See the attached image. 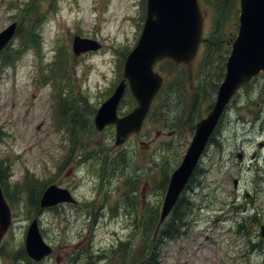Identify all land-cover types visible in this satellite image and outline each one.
Segmentation results:
<instances>
[{
	"label": "rangeland",
	"instance_id": "obj_1",
	"mask_svg": "<svg viewBox=\"0 0 264 264\" xmlns=\"http://www.w3.org/2000/svg\"><path fill=\"white\" fill-rule=\"evenodd\" d=\"M210 1L224 6L206 61H200L201 51L183 68L166 67L168 91L154 103L141 134L115 146L114 128L97 132L93 117L122 72L119 60L123 63L137 43L145 0H36L30 3L37 7L28 28L21 14L27 0H0V31L22 16L29 29L23 40L18 28L0 52V170L12 216L0 241V264L147 260L170 175L184 157L195 124L215 101L214 88L237 35L239 0ZM200 9L203 30L209 31L215 14ZM75 36L95 40L101 48L74 56ZM52 67L58 69L54 81L48 79ZM42 74L46 84L39 85L35 79ZM51 83L60 86L64 99L62 127L56 125ZM134 106L125 95L118 113ZM50 184L68 189L76 204L33 208L34 196ZM245 191L251 206L244 204ZM170 215L152 251L159 254L157 264H264L259 235L264 225V75L229 105ZM33 218L52 249L40 262L24 250ZM175 219H182V236L164 239Z\"/></svg>",
	"mask_w": 264,
	"mask_h": 264
},
{
	"label": "water",
	"instance_id": "obj_2",
	"mask_svg": "<svg viewBox=\"0 0 264 264\" xmlns=\"http://www.w3.org/2000/svg\"><path fill=\"white\" fill-rule=\"evenodd\" d=\"M15 28L16 23H12L0 33V50L11 39ZM201 29L202 18L196 0H181L178 10L168 0H148L145 25L136 47L125 61L124 79L97 111L94 119L96 129L101 131L105 126L114 124L116 145L122 144L130 134L137 133L161 84V78L152 71L153 65L166 58L175 63L191 62L196 55ZM98 48L95 41L88 39L75 37L72 42V50L76 56ZM225 68V75L211 110L196 123L182 162L170 176L157 230L175 206L232 97L252 78L261 71L264 72V0H240L238 34ZM125 79L128 80L137 107L126 117L118 119L116 107L124 93ZM234 185L236 186V180ZM244 197L245 203L251 205L250 195L245 192ZM62 203L74 204L75 200L67 190L50 185L41 196L39 206L49 208ZM10 224V209L0 188V240ZM260 235L264 241V226H260ZM24 249L27 257L35 262L51 253L50 247L40 236L36 219L27 229Z\"/></svg>",
	"mask_w": 264,
	"mask_h": 264
},
{
	"label": "trees",
	"instance_id": "obj_3",
	"mask_svg": "<svg viewBox=\"0 0 264 264\" xmlns=\"http://www.w3.org/2000/svg\"><path fill=\"white\" fill-rule=\"evenodd\" d=\"M203 1H205V2H207L211 7H212V9H213V11H214V14H215V19H214V21H213V26H214V28H213V30L210 32H208L207 33V36H206V39H205V42H204V52H205V56H204V59H203V62L204 61H206V59H207V55H208V51H209V43L211 42L210 40L213 38V36L215 35V33H216V31H217V23H218V20H219V18H218V13L220 14L221 13V19L220 20H223L222 19V7L224 6V5H222V4H220V5H218L217 3L216 4H213L210 0H203ZM216 1V0H215ZM34 2H36V0H27V3H28V6L25 8V10H21V14H24V15H26V19H27V21H26V24H27V26H26V24H25V17H23L22 16V18L20 19V20H23V23L25 24V26H26V28H28L29 26H30V21H29V19L31 18V15L33 14L34 16H35V14H36V12L34 13V9L37 7L36 6V3H35V6H30V3H34ZM223 2L225 3V0H223ZM212 4V5H211ZM218 11V12H217ZM220 11V12H219ZM25 12V13H24ZM34 19V18H33ZM33 19H32V23H33ZM19 29H20V31L22 32V37H23V40H24V32H25V34H28V30L29 29H25V27H24V25L22 24V22L20 23V27H19ZM20 37V36H19ZM20 40L22 41V39H21V37H20ZM36 45V44H35ZM216 47H218V46H216ZM217 49V48H216ZM169 67H171V68H174V66L172 65V64H170L169 65ZM218 78H220V73H219V75H218ZM212 89V88H211ZM214 89H216V85H215V88ZM174 128H176V126L174 127ZM212 141V140H211ZM6 175V174H5ZM4 174L2 173V171L0 170V184L2 185V179H4ZM126 182H130V180L129 179H127L126 180ZM28 184V182L26 183V185ZM2 187H3V185H2ZM6 189V188H5ZM3 191H4V193H5V190H4V187H3ZM42 192V191H41ZM41 192H40V194H41ZM40 194H39V196H34V198L32 199V203H33V208H37V206L39 207V205H38V201H39V197H40ZM179 204V203H178ZM178 206V205H177ZM177 206H176V208H177ZM176 208H175V210H176ZM175 210L173 211V213L175 212ZM182 221V219H175L174 220V223L173 224H176V226H174L173 228H172V230H168L167 232H165V234H163V238L164 239H170V238H173V237H175L176 235V237H178V236H180V235H182V233L181 232H179V228H181L182 226H179L178 225V223H180ZM153 223H156V219H154V221H153ZM140 227H141V225H140ZM156 227V224H154V228ZM143 231H144V233H145V235L147 236V234H146V232H145V230L143 229ZM160 235H159V233L157 234V238H156V240H155V242H154V247H156V244H157V242H158V237H159ZM153 237V236H152ZM151 237V246H150V256L148 257V259L145 261V263H143V264H157L158 263V259H159V254H157L156 256L155 255H153L152 254V251H154L155 252V249H154V247H152V244H153V238ZM142 253V251H140V254ZM143 260V261H142ZM142 262H144V259H142V258H140L139 260H138V262L136 263V264H142Z\"/></svg>",
	"mask_w": 264,
	"mask_h": 264
}]
</instances>
